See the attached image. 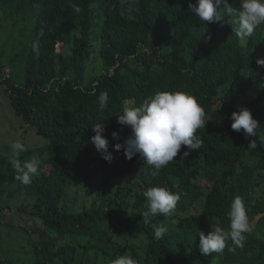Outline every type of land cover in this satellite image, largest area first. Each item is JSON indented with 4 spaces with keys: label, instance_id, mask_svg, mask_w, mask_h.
<instances>
[{
    "label": "trees",
    "instance_id": "1",
    "mask_svg": "<svg viewBox=\"0 0 264 264\" xmlns=\"http://www.w3.org/2000/svg\"><path fill=\"white\" fill-rule=\"evenodd\" d=\"M194 3L0 0V29L9 32L0 51L12 38L24 47L17 48L11 75L0 62V85L17 116L47 142L18 154L21 162L39 160L29 185L15 179L13 152L0 155V188L16 185L26 193L31 200L16 210L34 222H5L13 206L0 199V235L25 236L16 248L5 244L9 257L0 255V264H78L84 255L112 262L125 254L136 264H264V67L257 64L264 58V25L250 37L238 36L223 8L224 20L205 23L189 10ZM229 3L239 8V0ZM256 89L250 104L259 127L246 137L231 129V113ZM157 90L191 94L206 122L197 131L201 148L183 157L182 145L159 170L113 147L131 133L117 123L125 102L138 105ZM104 91L109 98L101 109ZM95 123L105 124L110 163L91 142ZM153 186L181 198L170 216L158 214L145 224L143 192ZM237 195L249 224L256 221L243 246L229 237L223 251L201 254L198 233L216 226L228 232ZM153 225L166 227L162 239H154Z\"/></svg>",
    "mask_w": 264,
    "mask_h": 264
},
{
    "label": "clouds",
    "instance_id": "2",
    "mask_svg": "<svg viewBox=\"0 0 264 264\" xmlns=\"http://www.w3.org/2000/svg\"><path fill=\"white\" fill-rule=\"evenodd\" d=\"M223 8L232 19L226 20L238 36H252L255 30L264 25V0H239V8H234L229 0H196L189 5V10L194 12L199 20L220 22L225 19L221 12ZM80 11L79 8L76 9ZM257 64L264 67V58H258ZM107 91L98 96L99 107H107ZM231 129L236 132L243 130L246 137L255 136L259 123L253 118L247 107L241 106L238 111L231 113ZM117 123L128 126L131 133L124 141L114 144L116 151L123 150L126 159L131 160L135 155L143 159L144 165L159 170L167 166L175 159L182 145L185 147L183 157H187L192 150L201 148L202 140L197 135L198 129L205 128V112L196 98L191 94L181 91L157 90L147 95L138 105L125 102L122 111L117 115ZM95 135L91 142L95 145L104 160L109 163L112 155L107 151L108 139L103 135L104 123L92 125ZM113 139L119 138V132L111 133ZM249 146L256 147L254 140ZM13 158L10 160L15 170V179L21 184L29 185L32 177L38 174L39 160L33 157L31 160L21 162L18 159L19 152L25 151L22 142L17 141L12 145ZM148 201V208L141 215L145 224H149L151 217L156 215L170 216L180 200L179 193H173L166 187L153 186L143 192ZM229 217V231L225 232L220 226L212 227L205 235L199 232L198 248L201 254L209 255L224 250L225 242L230 237L238 246H243L245 232L250 230L243 198L239 195L232 199ZM167 229L163 225H153L154 239L164 237ZM112 264H136L130 255L116 257Z\"/></svg>",
    "mask_w": 264,
    "mask_h": 264
},
{
    "label": "rangeland",
    "instance_id": "3",
    "mask_svg": "<svg viewBox=\"0 0 264 264\" xmlns=\"http://www.w3.org/2000/svg\"><path fill=\"white\" fill-rule=\"evenodd\" d=\"M0 35V41L6 40V38H8V36L6 35H9V32L0 29ZM14 43L15 41L12 38L10 42L5 43L4 51H0V62L3 66L6 67V71H8L9 75H11L13 72L11 61L12 59L16 60L19 53L17 48H19V50H23L24 48L21 41H19V44H16V47ZM0 46L2 45L0 44ZM20 64V62L17 63L18 69L20 67ZM257 91L258 89L249 93V97H242L238 101V107H247L250 111H252L253 106L250 104V102L252 101L251 99L256 97ZM17 141L22 142L26 150L43 147L47 144V142L43 138L37 135L35 129L28 127V125H26L24 121L17 116V113L12 106L10 97L4 93V90L0 85V155L13 152L12 145ZM139 164L140 166H147L144 165L143 159L141 157L139 158ZM75 196L76 193H71L70 199L73 200ZM0 199L4 200L5 202L11 203V205L13 206L12 210L5 211V222L12 223L15 226L24 225L27 227H30V225L34 223L23 211L18 213V211L16 210L18 206H22L24 203H28L31 200L27 199L26 193H19L17 191L16 185L2 186L0 188ZM253 226H255V223L253 224ZM3 228L6 229L5 232L13 231L10 227L3 226ZM16 232V238H14L13 234L11 236L6 235L5 237L3 235H0V245L3 244L4 246V248L0 246V255H3L4 259L9 257L10 249V247L5 249V244H10L11 247L16 248V246L21 245L23 242L25 243V236L21 235L18 231ZM14 240L16 245L14 243ZM78 264H112V262L109 259L101 256L94 257L92 255H84L82 260H79Z\"/></svg>",
    "mask_w": 264,
    "mask_h": 264
}]
</instances>
